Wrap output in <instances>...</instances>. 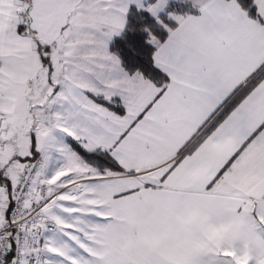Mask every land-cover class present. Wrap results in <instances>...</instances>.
<instances>
[{"label": "snow or ice", "instance_id": "snow-or-ice-1", "mask_svg": "<svg viewBox=\"0 0 264 264\" xmlns=\"http://www.w3.org/2000/svg\"><path fill=\"white\" fill-rule=\"evenodd\" d=\"M0 264H264V0H0Z\"/></svg>", "mask_w": 264, "mask_h": 264}]
</instances>
